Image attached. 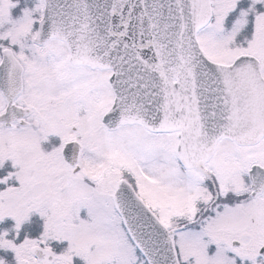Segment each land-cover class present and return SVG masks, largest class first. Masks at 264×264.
Wrapping results in <instances>:
<instances>
[{
    "label": "snow or ice",
    "instance_id": "snow-or-ice-1",
    "mask_svg": "<svg viewBox=\"0 0 264 264\" xmlns=\"http://www.w3.org/2000/svg\"><path fill=\"white\" fill-rule=\"evenodd\" d=\"M0 264H264V0H0Z\"/></svg>",
    "mask_w": 264,
    "mask_h": 264
}]
</instances>
